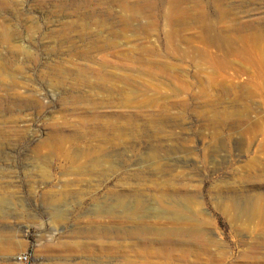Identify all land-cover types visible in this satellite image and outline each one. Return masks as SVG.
<instances>
[{
	"label": "rangeland",
	"instance_id": "obj_1",
	"mask_svg": "<svg viewBox=\"0 0 264 264\" xmlns=\"http://www.w3.org/2000/svg\"><path fill=\"white\" fill-rule=\"evenodd\" d=\"M97 158L113 167L75 166ZM172 191L192 202L165 203ZM116 195L140 202L97 210ZM252 201L264 0H0V264H213L208 246L264 264L242 225L264 223ZM176 206L212 244L151 233Z\"/></svg>",
	"mask_w": 264,
	"mask_h": 264
},
{
	"label": "bare ground",
	"instance_id": "obj_2",
	"mask_svg": "<svg viewBox=\"0 0 264 264\" xmlns=\"http://www.w3.org/2000/svg\"><path fill=\"white\" fill-rule=\"evenodd\" d=\"M212 38H213L212 40H214V41L218 40V41L224 42V43L227 42L225 39H220V37H218L217 35L213 36ZM225 44H228V42ZM106 163H107V165H106ZM77 165H78V167H76V168H83V170L82 169L81 170L83 171V173L87 172V174L95 173V172L99 173V174H106V172L113 167V164L110 161H108L107 158L106 159L105 158H97V159H93V160L87 161V162L82 163V164H76L75 166H77ZM99 167H103V169L99 168ZM161 199L164 200L165 203H174V204H178V205H181V203L188 205L187 204L188 202H192V199L190 196L181 195V194L177 193L176 191L164 192L161 196ZM139 202H140V199H138V197L131 199L127 195L126 196L116 195V196L109 198V201L104 204L105 207H102V208L98 207L97 210H100L101 212L103 211V212H108V213L113 214L118 209V207H123L124 212L132 213L136 210L135 207H137V204ZM257 203L258 202L252 201L248 204V207L245 209L246 216L251 220H254L257 217H261L260 213H261L262 217L264 216V214H263L264 213V205H263V207H261V209H259ZM158 212L159 213H156V215L158 217L162 218L163 220L170 222L171 228L167 229L164 227V228H161L159 230H151L150 229L152 231L151 233L153 235H156V236L160 237L161 239L165 238V239L177 240L179 242L191 241L196 246L211 243L210 239L206 236L205 233H203L201 231H195L194 232V231H192L191 228L185 227L190 221H192L193 215H194L193 213L190 214L189 212H185L183 209H180L178 206H176L174 208V210L171 212H167L166 210H159ZM238 217H239V214H238ZM239 218H241V217H239ZM242 225L244 226V229L247 230V232L249 233L250 236L255 234L258 237L264 238V230L263 229L261 230V227L264 226V223L261 224L260 228H255V226L253 227L251 223H248V224L242 223ZM144 230L145 229H136V230L132 231L131 233L127 232V234L133 235V234H136L138 232H143ZM147 230H149V229H147ZM208 247H209L208 249L210 251L207 250L206 248H204V251L207 252V258L210 261H212L213 264H224L225 259L228 258V255H226V252H220L219 253L217 251V253H214L215 250H212L210 248V246H208ZM252 252H253V250L250 247L248 249L242 251L241 258L244 259L246 264H254L253 262L256 260V258H255V256H253L251 254Z\"/></svg>",
	"mask_w": 264,
	"mask_h": 264
},
{
	"label": "built area",
	"instance_id": "obj_3",
	"mask_svg": "<svg viewBox=\"0 0 264 264\" xmlns=\"http://www.w3.org/2000/svg\"><path fill=\"white\" fill-rule=\"evenodd\" d=\"M20 258H22V257H20Z\"/></svg>",
	"mask_w": 264,
	"mask_h": 264
}]
</instances>
